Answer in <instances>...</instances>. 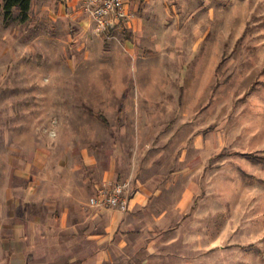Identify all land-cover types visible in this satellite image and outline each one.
Instances as JSON below:
<instances>
[{
    "label": "rangeland",
    "instance_id": "rangeland-1",
    "mask_svg": "<svg viewBox=\"0 0 264 264\" xmlns=\"http://www.w3.org/2000/svg\"><path fill=\"white\" fill-rule=\"evenodd\" d=\"M151 6L137 33L0 11V155L50 131L111 148L147 186L123 261L264 264V0Z\"/></svg>",
    "mask_w": 264,
    "mask_h": 264
},
{
    "label": "crops",
    "instance_id": "crops-1",
    "mask_svg": "<svg viewBox=\"0 0 264 264\" xmlns=\"http://www.w3.org/2000/svg\"><path fill=\"white\" fill-rule=\"evenodd\" d=\"M161 1L127 0L131 17L110 28L137 33L139 13ZM79 7L80 0H31L30 14L86 29ZM20 145L0 155V264H145L123 261L130 257L125 213L89 206L98 184L120 180L111 148L99 156L61 135ZM128 187L129 211L144 206L147 186Z\"/></svg>",
    "mask_w": 264,
    "mask_h": 264
},
{
    "label": "built area",
    "instance_id": "built-area-1",
    "mask_svg": "<svg viewBox=\"0 0 264 264\" xmlns=\"http://www.w3.org/2000/svg\"><path fill=\"white\" fill-rule=\"evenodd\" d=\"M82 11L94 24L98 33H108L111 24L121 23L131 17L127 11V0H80ZM55 133L49 132L54 138ZM127 182H102L95 187L89 198V206L96 209L110 208L124 213L128 210Z\"/></svg>",
    "mask_w": 264,
    "mask_h": 264
},
{
    "label": "trees",
    "instance_id": "trees-1",
    "mask_svg": "<svg viewBox=\"0 0 264 264\" xmlns=\"http://www.w3.org/2000/svg\"><path fill=\"white\" fill-rule=\"evenodd\" d=\"M30 5L31 0H0V11H3L4 18L8 19L13 9H17L21 20L24 21L27 19Z\"/></svg>",
    "mask_w": 264,
    "mask_h": 264
}]
</instances>
